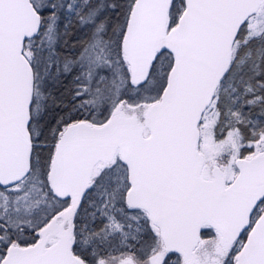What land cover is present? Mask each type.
<instances>
[{"label": "snow or ice", "instance_id": "obj_1", "mask_svg": "<svg viewBox=\"0 0 264 264\" xmlns=\"http://www.w3.org/2000/svg\"><path fill=\"white\" fill-rule=\"evenodd\" d=\"M0 264H264V0H0Z\"/></svg>", "mask_w": 264, "mask_h": 264}]
</instances>
